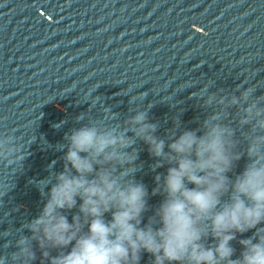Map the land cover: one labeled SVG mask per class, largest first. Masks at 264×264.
<instances>
[{
    "label": "water",
    "instance_id": "water-1",
    "mask_svg": "<svg viewBox=\"0 0 264 264\" xmlns=\"http://www.w3.org/2000/svg\"><path fill=\"white\" fill-rule=\"evenodd\" d=\"M210 81L209 92L256 84L264 95V0H0V135L24 155L20 171L0 160V251L42 209L37 184L63 170L66 148L58 146L71 129L103 109L122 123L139 107L167 142L174 118L178 136L211 112L193 95ZM133 147L142 165L135 179L154 208L163 198L152 195L154 177L168 165L154 168L142 140ZM141 264H151L147 253Z\"/></svg>",
    "mask_w": 264,
    "mask_h": 264
},
{
    "label": "clouds",
    "instance_id": "clouds-1",
    "mask_svg": "<svg viewBox=\"0 0 264 264\" xmlns=\"http://www.w3.org/2000/svg\"><path fill=\"white\" fill-rule=\"evenodd\" d=\"M211 86L193 94L211 112L178 136L181 121L174 118L167 142L139 107L122 123L103 109L102 118L65 134L58 146L66 148L63 170L38 182L46 201L6 241L0 264H35L37 251L40 264H141L145 253L151 264H264V95H255L256 84L234 92H209ZM137 140L157 158L154 168L168 165L154 177L152 195L163 197L154 208L135 179L142 167ZM243 157L247 163L235 174ZM23 159L14 138L0 135V160L20 171ZM233 241L242 248L236 258Z\"/></svg>",
    "mask_w": 264,
    "mask_h": 264
}]
</instances>
